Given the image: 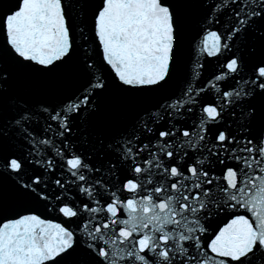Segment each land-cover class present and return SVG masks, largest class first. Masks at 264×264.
Listing matches in <instances>:
<instances>
[{"label":"snow or ice","instance_id":"1","mask_svg":"<svg viewBox=\"0 0 264 264\" xmlns=\"http://www.w3.org/2000/svg\"><path fill=\"white\" fill-rule=\"evenodd\" d=\"M0 34V264H264V0H9Z\"/></svg>","mask_w":264,"mask_h":264},{"label":"water","instance_id":"2","mask_svg":"<svg viewBox=\"0 0 264 264\" xmlns=\"http://www.w3.org/2000/svg\"><path fill=\"white\" fill-rule=\"evenodd\" d=\"M8 3H9V0H0V5L7 6ZM2 45H3V36L2 34H0V47H2ZM83 82H84L83 80L79 81V83H83ZM52 87L54 89H59L62 87V85L59 84L58 82H54ZM107 103L110 105H117V102L114 101L111 97L108 98ZM117 110H118V106H117Z\"/></svg>","mask_w":264,"mask_h":264}]
</instances>
